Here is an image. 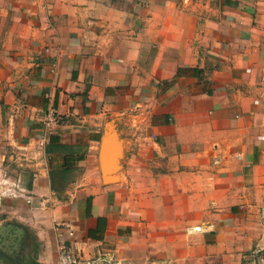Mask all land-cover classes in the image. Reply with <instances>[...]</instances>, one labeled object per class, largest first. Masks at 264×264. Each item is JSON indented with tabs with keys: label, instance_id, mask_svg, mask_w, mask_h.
<instances>
[{
	"label": "crops",
	"instance_id": "crops-1",
	"mask_svg": "<svg viewBox=\"0 0 264 264\" xmlns=\"http://www.w3.org/2000/svg\"><path fill=\"white\" fill-rule=\"evenodd\" d=\"M62 240L264 264V0H0V249Z\"/></svg>",
	"mask_w": 264,
	"mask_h": 264
},
{
	"label": "rangeland",
	"instance_id": "rangeland-1",
	"mask_svg": "<svg viewBox=\"0 0 264 264\" xmlns=\"http://www.w3.org/2000/svg\"><path fill=\"white\" fill-rule=\"evenodd\" d=\"M6 226L4 228V230L7 228L9 229H15L18 231L19 233V238H17L16 240L14 238L12 239H4L3 244H5V246L7 247V250L9 252V254L12 256H16L17 258H19V262L24 261L25 257L27 254H34L35 250H36V235L34 233V231L27 226L24 223H20V222H16L15 220H8V222H6ZM29 228V229H28ZM121 248L122 245H120V251L118 250V252L120 253H116L115 255L113 254L112 256V263L114 262H120V264H137V262H132L123 258V256L121 255ZM22 256V257H21ZM165 262H170V261H165ZM171 263V262H170ZM9 264V263H8ZM108 264H111V262ZM160 264V263H159Z\"/></svg>",
	"mask_w": 264,
	"mask_h": 264
},
{
	"label": "built area",
	"instance_id": "built-area-1",
	"mask_svg": "<svg viewBox=\"0 0 264 264\" xmlns=\"http://www.w3.org/2000/svg\"><path fill=\"white\" fill-rule=\"evenodd\" d=\"M60 114L54 110L51 109L48 111V113L45 115V118L43 120L44 125L46 127H49L60 120ZM241 154H238V157L241 158ZM218 159H215L214 162H217ZM59 226H66L69 230V234L73 235L74 232L71 230V227L67 225L66 223H58ZM202 228L201 226L194 227V228H189L190 232H198L201 231ZM103 261V257L98 256L95 258H87L84 257L83 255H80L77 253L73 248L70 243H67V241L62 240L58 244V262L57 264H101ZM112 264H120V262H114ZM160 264H172L170 262H164Z\"/></svg>",
	"mask_w": 264,
	"mask_h": 264
},
{
	"label": "trees",
	"instance_id": "trees-1",
	"mask_svg": "<svg viewBox=\"0 0 264 264\" xmlns=\"http://www.w3.org/2000/svg\"><path fill=\"white\" fill-rule=\"evenodd\" d=\"M5 252H6V251L0 249V256H1V258L3 259V262L6 263V264H8V263H10V264L15 263V261H16L17 259H12V258H10L9 256L6 255ZM19 260H20V259L18 258V261H19ZM21 261H22V260H21ZM29 263H30V262H29ZM34 264H37V263L34 262Z\"/></svg>",
	"mask_w": 264,
	"mask_h": 264
}]
</instances>
